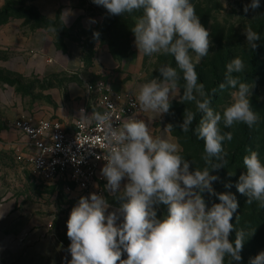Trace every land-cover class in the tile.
Instances as JSON below:
<instances>
[{
  "label": "clouds",
  "instance_id": "1",
  "mask_svg": "<svg viewBox=\"0 0 264 264\" xmlns=\"http://www.w3.org/2000/svg\"><path fill=\"white\" fill-rule=\"evenodd\" d=\"M92 2L111 15L139 13L131 28L139 54L174 58L175 67L162 64L157 69L159 77L139 85L135 101L142 110L159 115L169 113L171 101L177 96L180 103L194 104L196 112L187 108L178 127L184 133L192 131L203 141L201 159L205 166L190 170L193 161L181 154L178 142L168 135L174 128L172 124L165 126L164 135L153 136L148 123L135 114L116 125L110 111L86 115L85 109H80L77 120L104 128L106 163L101 176L107 181L105 190L119 205L108 211L109 201L103 195L93 192L80 197L67 220L71 255L67 264H225L226 258L227 264L241 261L246 233L231 223L239 206L236 196L217 192L213 182L219 177L211 173L224 167V142L233 139L231 132H221V121L228 128L237 123L252 128L260 120L250 105L253 85L239 76L245 70L243 59L237 56L227 63L219 89H230V100L221 110L214 109L196 71L209 55L211 42L193 0ZM260 6L261 0H251L244 12ZM61 17L64 22L66 16ZM243 31L248 49H256L261 34L250 24ZM93 35L99 37L98 32ZM197 113L200 118L193 128ZM242 162L246 171L235 187L248 198L247 203L264 207V159L249 148ZM124 179L127 182L121 188ZM231 187L225 184V188ZM205 193L219 202L209 206ZM161 205L166 206V212L158 215ZM233 232L235 238L230 240ZM124 254L127 258L122 259ZM249 264H264V251L250 258Z\"/></svg>",
  "mask_w": 264,
  "mask_h": 264
},
{
  "label": "rangeland",
  "instance_id": "2",
  "mask_svg": "<svg viewBox=\"0 0 264 264\" xmlns=\"http://www.w3.org/2000/svg\"><path fill=\"white\" fill-rule=\"evenodd\" d=\"M30 1H6L1 12L11 11L23 15L25 19H33V23L35 20H43L38 18ZM75 2L82 6L87 13H91L93 17L101 18L102 21L93 31L83 32L80 29H75L77 33L72 34L80 41L87 42L89 47L91 43L98 40L106 44L115 57L120 59L125 56L128 41L134 37L131 31L134 25L132 17L135 21L139 13L111 15L106 8L94 4L92 0H75ZM193 3L200 23L209 32L211 42L208 50L209 55L196 66L199 82L205 85V90L210 95L211 106L221 110L230 100V89L221 91L219 84L223 82L227 63L238 56L245 63V70L239 76L241 80L253 85L250 105L260 117L257 125L252 128L243 123H237L228 128L221 121V132H231L233 139L224 142L227 153L224 167L213 170L211 173L219 177L217 181L213 182V187L217 192L235 194L239 206L233 214L231 223L237 229L243 228L246 233V241L240 253L242 259L239 262H233V264H249L250 258L255 257L260 251H264V207H259L256 202L247 203L248 198L237 191L235 184L239 176L246 171L242 158L247 149L258 151L261 159H264V50L256 55L253 59L254 64H252L249 55L253 49H248L243 30L244 26L250 24L254 30L261 34V40L257 42L264 47V0H261L259 8L250 9L247 13L244 12V7L250 4L251 0H224V3L223 0H193ZM54 25L58 27L60 36L67 35V31L59 22H55ZM94 32L99 33L98 38L94 37ZM59 38L62 39V37ZM90 39L91 41H89ZM165 63L173 67L176 66L174 58L171 56L155 54L153 57H147L143 55L142 63L138 66L139 71L133 76L135 85L139 86L153 77H159L160 73L157 69ZM1 81H5L7 85L15 82V92L18 93L16 98L12 93V100L6 104L5 108L0 106L1 193L3 198H12L18 206L39 216L53 240L68 250L70 240L67 237V220L72 208L78 203L74 189L70 185L51 186L39 181L30 167L25 164L26 151L22 145H19L21 141H24V138L20 137L12 128L13 122L20 115H33L39 110H53L54 105L46 91L48 86L57 83L58 78L31 77L26 79L0 72V83ZM179 83L182 86L184 82L181 80ZM213 89H216L215 93H213ZM178 91H181L182 95V88ZM179 99V96L172 99L169 113L162 115L156 113L154 134L155 136L164 135L165 126L172 124L174 128L168 135L178 142L182 149L181 154L186 159L193 161L190 170L202 169L205 166L201 159L204 148L203 141L198 140L192 131L184 133L178 127L183 122L184 112L187 108L196 112L195 105L187 102L180 103ZM78 100L80 98H75L76 103ZM199 118L200 114L197 113L193 128ZM193 142L200 143L202 146L199 147ZM241 142L245 143V151L242 152L236 150ZM125 183V181L121 182V188ZM225 184H231L232 187L225 188ZM105 198L110 205L108 211H114L119 202L110 193ZM204 198L209 206L213 202H219L216 197H209L207 193L204 194ZM164 212H166V206L161 205L158 215ZM252 231L254 233L250 236ZM234 238L235 232L230 234V240ZM125 258H127L126 254L122 255V259ZM225 264H227V258Z\"/></svg>",
  "mask_w": 264,
  "mask_h": 264
},
{
  "label": "crops",
  "instance_id": "3",
  "mask_svg": "<svg viewBox=\"0 0 264 264\" xmlns=\"http://www.w3.org/2000/svg\"><path fill=\"white\" fill-rule=\"evenodd\" d=\"M6 1L14 0H0V72L26 79L58 78L46 91L53 110H39L32 117L54 118L73 128L82 103L80 100L76 103L75 98L83 97V84L93 79H105L115 98L127 92L137 93L139 86L135 85L133 76L139 71L143 54L135 46V37L129 39L125 56L119 59L106 44L96 40L89 47L72 34L77 33L75 29L93 31L102 21L75 0L30 1L39 19L59 22L67 31V35L60 36L62 39L53 29L36 26L33 19L11 11L1 12ZM15 88L1 81V107L11 102L12 93L17 97ZM143 115L155 136L156 113L143 110ZM69 260L70 253L53 240L42 219L18 206L14 199L3 198L0 189V264H67Z\"/></svg>",
  "mask_w": 264,
  "mask_h": 264
},
{
  "label": "built area",
  "instance_id": "4",
  "mask_svg": "<svg viewBox=\"0 0 264 264\" xmlns=\"http://www.w3.org/2000/svg\"><path fill=\"white\" fill-rule=\"evenodd\" d=\"M83 91L79 114L82 108L86 115L110 111L116 125L133 114L145 121L143 110L135 101L136 95L127 92L115 98L103 78L84 83ZM77 119L69 129L54 118L36 119L23 114L15 119L12 128L24 137L25 164L39 181L51 186H72L78 201L93 192L106 197L107 181L101 176L106 163L104 128L96 123L86 126Z\"/></svg>",
  "mask_w": 264,
  "mask_h": 264
},
{
  "label": "trees",
  "instance_id": "5",
  "mask_svg": "<svg viewBox=\"0 0 264 264\" xmlns=\"http://www.w3.org/2000/svg\"><path fill=\"white\" fill-rule=\"evenodd\" d=\"M117 23V22H116ZM35 24L38 27H49L51 29H53L55 31V33L57 34L58 37H60V33L58 30V27L56 25H54V23H51L49 21H44V20H35ZM258 47L256 49H253V51L250 53L249 55V60L251 61L252 64H254L253 59L256 57V55L259 54V52L264 50V47H262L259 42H257ZM112 52H114V50L111 48ZM11 85L16 84L15 82L10 83ZM18 87V86H17ZM193 144L201 147L202 145L200 143H196L193 142ZM237 151H245V143L241 142L238 146H237Z\"/></svg>",
  "mask_w": 264,
  "mask_h": 264
}]
</instances>
